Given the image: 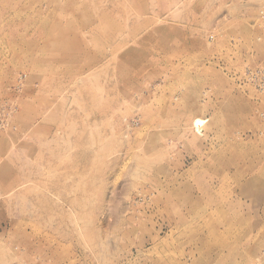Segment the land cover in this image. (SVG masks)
I'll return each mask as SVG.
<instances>
[{"label": "rangeland", "instance_id": "rangeland-1", "mask_svg": "<svg viewBox=\"0 0 264 264\" xmlns=\"http://www.w3.org/2000/svg\"><path fill=\"white\" fill-rule=\"evenodd\" d=\"M263 175L264 0H0V264H264Z\"/></svg>", "mask_w": 264, "mask_h": 264}, {"label": "bare ground", "instance_id": "bare-ground-1", "mask_svg": "<svg viewBox=\"0 0 264 264\" xmlns=\"http://www.w3.org/2000/svg\"><path fill=\"white\" fill-rule=\"evenodd\" d=\"M190 118V117H189ZM186 119V118H185ZM207 119L205 118V117H202V116H194L193 117V119H192V122H191V125H192V128H193V130H194V132H196V133H199L200 135H203V130H204V127H205V125H206V123H207ZM183 123V122H182ZM157 135V134H156ZM184 137V136H183ZM183 139V138H182ZM197 141V140H196ZM196 141H194V142H196ZM141 145H143V144H141ZM146 146V145H145ZM208 146V145H207ZM143 147V146H142ZM173 147V146H172ZM164 148V147H163ZM162 148V149H163ZM208 148V147H207ZM141 149V148H140ZM157 149V148H156ZM159 149H161V148H159ZM161 149V150H162ZM142 150V149H141ZM151 150V149H150ZM143 152H144V150H143ZM149 152V151H148ZM147 152V153H148ZM145 153V152H144ZM165 154V153H164ZM146 155V154H145ZM158 155H159V153H158ZM157 155V157L159 158V156ZM162 155V154H161ZM164 156V155H163ZM129 157V156H128ZM145 157V156H144ZM140 158V157H139ZM143 158V157H142ZM163 158V157H162ZM144 159V158H143ZM160 159V158H159ZM158 159V161H160ZM167 160H169V159H167ZM125 161V160H124ZM146 161H148V160H146ZM145 161V162H146ZM149 161H152V158L149 160ZM129 162V161H128ZM148 163H151V162H148ZM152 163H153V161H152ZM170 163H171V161H170ZM127 164V163H126ZM151 165V164H150ZM141 166H142V164H141ZM127 167V166H126ZM124 169V168H123ZM178 169V168H177ZM153 170V169H152ZM179 170V169H178ZM153 174V173H152ZM264 176V175H263ZM154 177V176H153ZM209 177V176H208ZM153 183H155V182H153Z\"/></svg>", "mask_w": 264, "mask_h": 264}]
</instances>
